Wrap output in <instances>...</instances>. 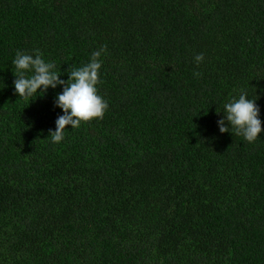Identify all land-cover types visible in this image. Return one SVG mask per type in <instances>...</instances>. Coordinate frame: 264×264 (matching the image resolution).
I'll return each mask as SVG.
<instances>
[{
  "label": "trees",
  "instance_id": "16d2710c",
  "mask_svg": "<svg viewBox=\"0 0 264 264\" xmlns=\"http://www.w3.org/2000/svg\"><path fill=\"white\" fill-rule=\"evenodd\" d=\"M101 48L104 116L53 143L62 88L19 97L17 51L67 80ZM241 92L264 122V0H0V264H264Z\"/></svg>",
  "mask_w": 264,
  "mask_h": 264
},
{
  "label": "clouds",
  "instance_id": "9594fccd",
  "mask_svg": "<svg viewBox=\"0 0 264 264\" xmlns=\"http://www.w3.org/2000/svg\"><path fill=\"white\" fill-rule=\"evenodd\" d=\"M104 51V48L94 51L89 62L69 70L67 80L58 75L56 65L46 61L38 50L35 55L17 51L12 64L16 76L14 88L19 97L29 99L37 93L45 95L49 88H62L54 100L55 107L61 109L62 114L56 119L55 130L50 131L53 143L64 139V131L69 125L75 129L82 121L104 116L108 103L99 94L97 87ZM204 59L202 53L195 56L197 64ZM224 107V116L217 121L220 132H230L231 128L236 135H242L248 142H255L261 137L264 132L261 110L256 100L250 99L247 92H241L238 98H232Z\"/></svg>",
  "mask_w": 264,
  "mask_h": 264
}]
</instances>
